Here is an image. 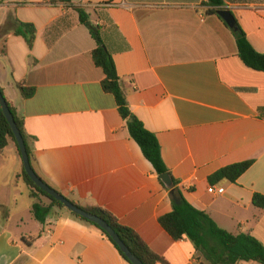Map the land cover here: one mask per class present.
<instances>
[{
	"label": "crops",
	"instance_id": "1",
	"mask_svg": "<svg viewBox=\"0 0 264 264\" xmlns=\"http://www.w3.org/2000/svg\"><path fill=\"white\" fill-rule=\"evenodd\" d=\"M71 1L105 28L130 108L157 136L187 200L222 229L264 246V210L253 204L264 195V72L244 64L228 25L208 14L203 0H116L126 7ZM223 2L264 53V0ZM17 21L36 27L32 50L14 34ZM0 29V87L23 118L40 178L77 205L113 213L168 264H210L160 225L173 210L170 193L104 92L105 74L92 57L96 42L78 13L51 0H0ZM17 84L35 95L25 99ZM243 162L253 163L236 182L210 183ZM23 169L14 144L0 151V264H125L67 210L38 222ZM213 187L225 193L210 194Z\"/></svg>",
	"mask_w": 264,
	"mask_h": 264
},
{
	"label": "trees",
	"instance_id": "2",
	"mask_svg": "<svg viewBox=\"0 0 264 264\" xmlns=\"http://www.w3.org/2000/svg\"><path fill=\"white\" fill-rule=\"evenodd\" d=\"M51 3L64 4L78 13L80 23L88 28L96 42V48L92 52V57L95 65L102 69L105 74V79L102 82L104 92L114 96L118 111L126 122V127L131 138L140 146L145 158L154 167L162 185L165 187L160 179L161 175L169 174L172 178L174 183L173 187L171 189L165 188L170 193L173 210L159 219V223L164 230H166L174 241L188 240L192 242L195 249L210 264H239L240 262L264 264V246L256 238L250 234L243 233L234 235L222 229L208 213L196 209L187 200L183 190L180 188L179 181L172 176L163 160L157 136L145 128L144 124L135 116L130 108L127 95L122 87L121 79L116 69L114 60L115 50L111 48L108 42L105 28L100 25H94L86 9L73 4L71 0H51ZM202 6L207 8L208 14H217L218 11L222 10L224 7V2L223 0H203ZM17 23L14 34L22 36L26 40L30 50H32L37 35L36 27L32 24L19 21H17ZM110 23L111 27L116 30L117 37L120 38L117 26L112 22ZM230 30L236 39L239 57L244 64L248 68L264 72V53H259L252 46L247 34L238 21L236 27L234 29L230 28ZM3 32L4 29H0V36L3 35ZM17 88L21 91L25 99L35 95V89L33 88H26L22 84H17ZM0 89L4 94L3 89L1 87ZM8 105L24 137L32 163L33 153L28 144L23 118L18 114L17 109L10 102H8ZM261 112L264 115V109H262ZM10 144H14L18 154L21 156L19 145L13 131L0 107V151L4 150ZM252 163L253 162H243L223 168L210 177V183L215 184L224 180L234 183L252 166ZM22 178L30 188L31 197L36 200L33 204L32 212L34 218L38 222L42 224L46 223V220L54 215L56 208L67 210L62 203L38 188L29 178L25 169H23ZM40 197L48 199L50 203H43ZM74 204L77 205L76 203ZM253 204L258 209L264 210V195L256 194L253 198ZM77 206L105 220L143 264H168L162 257L155 254L148 247L134 229L121 224L118 218L107 209L98 206ZM67 211L74 218L96 229L102 237L114 246L125 264H132L113 239L98 225L71 213L69 210Z\"/></svg>",
	"mask_w": 264,
	"mask_h": 264
},
{
	"label": "water",
	"instance_id": "3",
	"mask_svg": "<svg viewBox=\"0 0 264 264\" xmlns=\"http://www.w3.org/2000/svg\"><path fill=\"white\" fill-rule=\"evenodd\" d=\"M224 22L232 29L236 27L237 21L233 13L228 9H222L218 11L217 13ZM0 107L13 131V134L16 138V141L19 145V149L22 156L23 166L24 169L29 176V178L35 183V185L40 188L42 191L46 192L49 196L53 197L60 203H62L67 210H69L71 213L80 216L89 222H92L96 225H98L102 230H104L110 238L113 239V241L118 245V247L121 249V251L125 254V256L128 258V260L132 264H143L127 247V245L120 239L118 234L114 231V229L102 218L98 217L97 215H94L92 213L87 212L83 208H80L79 206L72 203L70 200H68L64 195L57 192L55 189L50 187L40 176L36 173L34 170L31 159L27 150V146L24 140V137L15 121V118L12 114V111L10 110V107L8 105V102L2 93L0 89ZM161 181L167 187L168 189H171L174 185L172 178L169 174H163L160 176Z\"/></svg>",
	"mask_w": 264,
	"mask_h": 264
},
{
	"label": "built area",
	"instance_id": "4",
	"mask_svg": "<svg viewBox=\"0 0 264 264\" xmlns=\"http://www.w3.org/2000/svg\"><path fill=\"white\" fill-rule=\"evenodd\" d=\"M110 5L111 6H117V7H126V4L124 3V2H118V1H111L110 2ZM208 192L210 193V194H214V195H223L224 193H225V190H224V188H215V187H213V188H209V190H208Z\"/></svg>",
	"mask_w": 264,
	"mask_h": 264
}]
</instances>
